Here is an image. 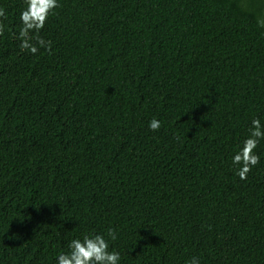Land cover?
I'll return each mask as SVG.
<instances>
[{
	"label": "trees",
	"instance_id": "trees-1",
	"mask_svg": "<svg viewBox=\"0 0 264 264\" xmlns=\"http://www.w3.org/2000/svg\"><path fill=\"white\" fill-rule=\"evenodd\" d=\"M0 7V264L109 227L122 264H264V141L230 164L264 120V0H60L36 55Z\"/></svg>",
	"mask_w": 264,
	"mask_h": 264
},
{
	"label": "clouds",
	"instance_id": "clouds-1",
	"mask_svg": "<svg viewBox=\"0 0 264 264\" xmlns=\"http://www.w3.org/2000/svg\"><path fill=\"white\" fill-rule=\"evenodd\" d=\"M25 7L19 12L20 29L18 38L21 50L36 55L41 49H50V41L40 33L45 28L46 21L60 6V0H24ZM5 18V10L0 7V21ZM5 31V25L0 22V35ZM148 128L156 132L161 128V121L152 118ZM264 141V120L259 117L250 121L247 135L236 146L231 154L230 164L235 175L240 180H247L248 174L261 160L257 151L258 145ZM117 232L109 227L107 233L90 232L81 237L71 239L66 251H60L55 256V264H122V257L112 244L117 240ZM185 264H201L199 257H190Z\"/></svg>",
	"mask_w": 264,
	"mask_h": 264
}]
</instances>
